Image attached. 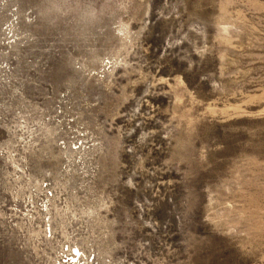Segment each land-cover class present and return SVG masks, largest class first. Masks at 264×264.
<instances>
[{"label":"rangeland","instance_id":"374dc122","mask_svg":"<svg viewBox=\"0 0 264 264\" xmlns=\"http://www.w3.org/2000/svg\"><path fill=\"white\" fill-rule=\"evenodd\" d=\"M0 264H264V0H0Z\"/></svg>","mask_w":264,"mask_h":264},{"label":"bare ground","instance_id":"6f19581e","mask_svg":"<svg viewBox=\"0 0 264 264\" xmlns=\"http://www.w3.org/2000/svg\"><path fill=\"white\" fill-rule=\"evenodd\" d=\"M75 249H76V248H75ZM75 251H76L77 254L79 253V251H78L77 249H76Z\"/></svg>","mask_w":264,"mask_h":264}]
</instances>
